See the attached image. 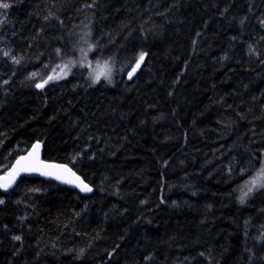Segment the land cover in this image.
<instances>
[{
  "label": "trees",
  "instance_id": "16d2710c",
  "mask_svg": "<svg viewBox=\"0 0 264 264\" xmlns=\"http://www.w3.org/2000/svg\"><path fill=\"white\" fill-rule=\"evenodd\" d=\"M0 3V175L39 142L94 189H0V264H264V0ZM87 43L112 83L35 87Z\"/></svg>",
  "mask_w": 264,
  "mask_h": 264
},
{
  "label": "snow or ice",
  "instance_id": "6c2138e0",
  "mask_svg": "<svg viewBox=\"0 0 264 264\" xmlns=\"http://www.w3.org/2000/svg\"><path fill=\"white\" fill-rule=\"evenodd\" d=\"M91 6V5H89ZM10 5L8 3H0V8L2 9H8ZM6 19V13H0V24L4 23V20ZM47 19V17H45ZM243 23V21H241ZM235 39V38H234ZM93 46L89 45L87 50L84 48H81V61L86 60L87 53L89 51H92ZM249 48V54H256L259 55V53H256L255 48L252 47V45L248 46ZM57 54H60V49H57ZM2 55L5 57H11V60L15 64H19L23 57L17 58L16 56H11V53L8 51H3ZM145 53H140L138 59L135 60L134 67L130 72L127 73L128 78L131 79L133 74L136 72V70L140 67L141 63L144 61ZM227 57H225L226 59ZM74 61H68L63 65V69H67L68 71H63V76H67L68 73L71 71V65H74ZM88 67H91V63L88 64ZM101 65L97 64V68H100ZM104 71H94L93 73H89V75L92 77V82L99 83L101 80V77H104L108 83H112V76H111V68L109 66V63L107 61L104 62L102 65ZM36 73L32 74V77H35ZM61 76H48L46 79L43 80L41 83H37L35 85L36 88L43 89L46 84H48L49 81L53 79H60ZM4 84H7L8 81H3ZM40 145L39 143L32 146L31 152L28 153L27 156H21L19 159L16 160L15 165L12 166V169L10 172L7 173L5 177H0V189H3L4 191H7L9 187L15 182L16 176H18L21 172H39L41 175L44 176H52L55 175L56 179H63V173H70L72 176H75V173L71 171L70 168L67 167V165H56V164H46L45 162L41 161L39 159V151ZM56 170V171H53ZM76 180L79 181L77 184L78 187H80L81 191L91 192L92 189L87 185L84 184L83 181L79 180V177H76ZM66 183H73L72 180H65ZM244 188H246V191L242 190V194L239 197L240 203L243 204L246 202L247 197L250 193L253 192L254 189L257 188H264V166L260 168V170L257 172V174L249 181H247L244 185ZM4 204V200L0 199V205ZM13 240L15 241H22V236H13ZM257 239L264 240V234H261ZM81 254H83V250H81Z\"/></svg>",
  "mask_w": 264,
  "mask_h": 264
},
{
  "label": "water",
  "instance_id": "95a60500",
  "mask_svg": "<svg viewBox=\"0 0 264 264\" xmlns=\"http://www.w3.org/2000/svg\"><path fill=\"white\" fill-rule=\"evenodd\" d=\"M141 67H142V65H140V67L136 70V72L133 74L131 79H129L128 75L126 74V79L128 81L133 80L135 78V76L138 74V72L140 71ZM132 68L129 69L128 72H130L132 70ZM39 145H40V148H39L38 154H39V159L41 161L45 162L46 164L67 165V167L70 168L73 173H75V176H72L70 173H63L62 174L63 175V179H56L55 175L44 176V175H41L39 172H21L18 176H16L15 182L11 185V187H9L7 191H4L3 189H1L2 192L8 193L10 190H12L16 186V184L19 183L20 179L23 178V177L42 178V179L54 181L55 183L59 184L62 187L71 188V189H74V190L80 192L81 195H91V193L94 192V189L89 184H87V182H85L83 180V178L79 174H77L75 171H73V169L68 164L55 162V161H47V160L43 159V147H41L42 146L41 143H39ZM31 150H32V147H30V149L26 153L18 156L16 159H14L13 163L11 164V166L6 170V172H4V174L0 175V177H5L7 175V173L11 171L12 166L15 165L16 160L19 159V157H21V156H27L28 153L31 152ZM53 171H56V170H53ZM76 177H79V180L83 181L84 184H87L92 189V191L91 192L81 191L80 187L77 186L79 181L76 180ZM65 180H72L74 182L73 183H66Z\"/></svg>",
  "mask_w": 264,
  "mask_h": 264
},
{
  "label": "rangeland",
  "instance_id": "374dc122",
  "mask_svg": "<svg viewBox=\"0 0 264 264\" xmlns=\"http://www.w3.org/2000/svg\"><path fill=\"white\" fill-rule=\"evenodd\" d=\"M90 44L89 43H87V44H85V46H84V49L85 50H87V48H88V46H89ZM2 50H0V58L3 56L2 55ZM90 53H91V51H89L88 53H87V58H86V60H84V61H81V51L79 52V54H77V57H76V59H74V65H71L70 67H71V71H73V70H78V69H84V70H86V71H88L89 73H93L94 71H104V69H103V67H102V65L104 64V63H98V62H93L91 59H89L90 57H89V55H90ZM68 61H72V60H64V61H62L56 68H55V70L53 71V72H51L52 74V76H61L62 78H60V79H53V80H51V81H49L48 82V84H46V85H49V84H52V83H55V82H57L58 83V81H60V80H62V79H64V78H66L67 76H69V74L71 73V71L68 73V75L67 76H63V74H62V72L63 71H68L67 69H63V65L65 64V63H67ZM89 63H91V67H88V64ZM97 64H99V65H101V67L100 68H97ZM109 66H110V68H111V72H114L115 71V77L118 75V71H117V69L115 70V69H113L114 67L109 63ZM112 76V75H111ZM115 77L114 78H112L113 80L115 79ZM101 81H106V83H107V80L104 78V77H101V80H100V82ZM45 85V86H46ZM264 163V162H263ZM263 166H264V164H263ZM2 169H4V167H2L1 168V170ZM257 174V173H256ZM255 174V175H256ZM255 175H253L249 180H251ZM248 180V181H249ZM245 185V184H244ZM242 189H241V194H242V190H244V191H246V188H244V186L243 187H241ZM262 189H264V188H257V189H254L253 190V192L252 193H250L249 194V196L247 197V199L248 198H250L252 195H254L255 193H257L258 191H261ZM246 199V200H247Z\"/></svg>",
  "mask_w": 264,
  "mask_h": 264
},
{
  "label": "bare ground",
  "instance_id": "6f19581e",
  "mask_svg": "<svg viewBox=\"0 0 264 264\" xmlns=\"http://www.w3.org/2000/svg\"><path fill=\"white\" fill-rule=\"evenodd\" d=\"M113 62H114V61H113ZM115 62H116V61H115ZM118 63H119V66H121V65H120V62H118ZM113 64H114V63H113ZM121 64H122V63H121ZM116 65H117V64H116ZM116 65H115V66H116ZM119 66H118V67H119ZM121 67H122V66H121Z\"/></svg>",
  "mask_w": 264,
  "mask_h": 264
}]
</instances>
